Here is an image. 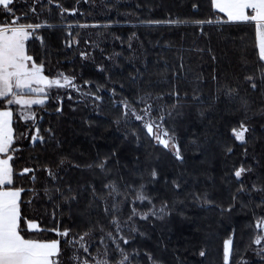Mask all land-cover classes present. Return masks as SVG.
<instances>
[{
	"label": "trees",
	"instance_id": "obj_1",
	"mask_svg": "<svg viewBox=\"0 0 264 264\" xmlns=\"http://www.w3.org/2000/svg\"><path fill=\"white\" fill-rule=\"evenodd\" d=\"M66 8H77L76 13H64L63 19L55 4L51 13L44 10L40 19H47L53 25L50 29L41 30L49 45V60L46 72L55 74L58 70L75 75L77 83L85 90L84 80L91 81L90 87L95 89L97 83L105 85L101 94L103 102H96L99 111L90 99L80 101L73 91V99L69 100L63 94L61 100L53 98L47 101L48 108L39 111L43 116V127L51 126L55 129L58 139L62 141L60 148L55 143L43 147L32 148L29 144L30 136L21 141L22 151L16 159L14 167L19 170L24 166H32L29 156L41 157L60 153L67 157L64 171L61 172L63 182L71 183L73 187L95 181L100 186L102 175L94 174L93 170L73 167V163L87 164L97 157L110 154L114 149L118 152L120 166L116 165V157L109 161L112 169L110 179H115L121 185L125 182L139 183V173L145 169L156 167L161 173V182L154 186L151 194L156 196V203L162 199L183 201L177 203L170 217L164 220L140 221L142 231L148 235L138 238L141 249L147 248L166 264H176L173 255L179 250L183 264H223V241L231 233L233 227L234 248L238 251L230 257V264L238 261L242 254L249 264H258V257L249 248L251 229L247 224L252 219L251 210L241 209L239 201L236 209L229 215L220 216L219 210L208 211L190 200L189 191H207L210 198L225 205L230 201L231 194L236 191L235 177L231 175L233 167L239 166L241 160L247 165H255V172L250 174L253 179L264 171V115L260 114V105L264 104V90L257 88L253 92L247 89L251 101V123L253 132L246 133L248 143L244 147H234V153L225 155L222 145L230 136L233 117L222 111L224 98L217 105V109L209 107L211 97L216 94L217 81L212 80L215 70L219 84H240L241 94H245L247 85L243 82L245 67L241 63V56H246L249 64L248 71H253L251 63L256 59L253 55L252 41L254 32L250 27L225 28L219 30L216 26L204 24L202 27L194 23L196 20H206L211 14L210 0H59ZM193 4L197 7L193 8ZM17 15L27 10L25 0L16 3ZM39 10V9H38ZM28 18L37 22L32 13ZM4 19L0 14V22ZM177 20L182 23L169 24L166 21ZM147 21H160L159 24H149ZM97 23L99 27L80 28V24ZM71 26V47L65 44ZM79 41L77 44L76 41ZM37 47L39 42H36ZM89 53L87 59L82 60L80 52ZM216 60L213 61L212 56ZM181 61L183 68L180 67ZM105 66L104 72L97 70V65ZM175 73V75H174ZM108 75L111 80H108ZM200 77L198 80L197 77ZM258 76V73H257ZM135 77V83L132 78ZM259 84V80H257ZM115 85L118 92L120 85H124V93L141 89L150 91L155 96L164 93L161 103L172 104L175 97L170 91L175 86L181 96V103L177 111L183 116L176 117L177 130L181 137L184 162L175 160L171 154L163 149L154 147L143 131L140 140L131 135V128L123 125L119 130L112 123L116 111L108 97V89ZM206 101L201 105L192 101L193 90ZM187 93V100L184 95ZM120 98L119 96L117 97ZM62 106V113H56L55 108ZM204 110V116L199 110ZM19 124H23L20 121ZM16 127V115L14 128ZM125 131L129 135L125 136ZM198 138L199 149L189 143L192 134ZM239 142H237L238 144ZM245 148L247 157H244ZM138 158V159H137ZM259 161V163H257ZM127 163V167H124ZM43 178L44 173L38 172ZM146 175V173H145ZM179 177L182 189L177 196L171 183H163V177ZM123 177V180L120 178ZM26 187L30 180L17 181ZM250 186L251 181L245 180ZM40 180L37 181L39 186ZM153 189L152 185H148ZM43 196V192H40ZM247 201V197H243ZM87 203L83 199L78 205L83 209ZM74 205L73 216H76ZM47 208V214H45ZM33 208H26L29 216H34L41 228H50L52 223L50 213L52 205L44 201H37ZM184 212L181 216L180 211ZM59 219V213L57 214ZM63 219L68 220L67 214ZM48 238H55L54 232H41ZM167 245L165 250L164 245ZM207 248V256H199L201 247Z\"/></svg>",
	"mask_w": 264,
	"mask_h": 264
},
{
	"label": "snow or ice",
	"instance_id": "obj_2",
	"mask_svg": "<svg viewBox=\"0 0 264 264\" xmlns=\"http://www.w3.org/2000/svg\"><path fill=\"white\" fill-rule=\"evenodd\" d=\"M17 2L18 0H0V14L4 16L0 22V264H166L162 258L147 248L141 249L138 244V238L148 235L141 230L140 221L164 220L173 211H177L175 205L178 202L183 203L162 199L157 206L156 196L151 194L154 186L161 182V173L156 167L140 172L139 183L132 181L121 185L117 180L109 178L112 173L110 159L116 157V165L120 166L119 154L115 149L87 164H72L73 167L86 168L93 170L94 174L102 175L99 187L94 180L77 187L63 182L61 172L65 170L67 157L60 153L43 158L30 155L32 166L26 165L19 170L14 167L22 151L20 142L29 136L32 148L53 142L57 149L62 146L55 129L51 126L44 128L43 116L38 115L39 111L48 108L47 101L55 98L62 102L61 90L72 100L74 91L80 101L87 102L90 99L99 111L96 102L104 101L101 92L105 88L104 84L97 83L95 89H92V82L84 80L83 84L89 86L85 90L77 83L75 75L59 70L55 74L46 72L50 62L49 45L41 30L50 29L53 25L47 19L41 20L40 16L45 9L51 13L54 10L51 7L53 4L59 9L62 19L64 13H76L77 8H66L59 0H25L27 10L18 16ZM196 7L193 4V8ZM210 8L212 11L208 19L196 20L194 23L201 27L204 24L216 26L219 30L250 27L254 32L252 47L256 59L251 62L253 71L247 70V57L241 56V63L245 67L243 82L247 85L245 94H241L239 83L220 85L215 70L212 75V80L217 81V89L216 94L211 97L209 107L219 110L217 105L223 97L225 103L222 111L238 117L232 122L230 136L222 145L225 155H231L234 147H244L249 142L246 133L254 130L249 123L252 119L249 115L252 108L247 89L255 92L259 87L264 90V0H210ZM29 12L37 22L28 18ZM166 23L177 24L182 21L169 20ZM89 26L100 25H79L80 28ZM71 37L69 26L68 38L65 39L68 47L72 46ZM80 56L84 60L89 53L82 51ZM212 59L216 60L215 55ZM96 67L99 72L105 71L103 64ZM180 67L183 68L182 61ZM107 79L111 80V76L108 75ZM132 81L135 83V77ZM108 91V99L116 111L112 123L118 130L121 125L125 129L131 128V135L137 141L143 131L154 147L171 154L176 161L184 162L181 137L176 124V117H182L183 112L177 111L181 96L175 86L169 93L175 97L172 104L161 103L164 93L154 96L150 91L136 89L125 94L123 84L120 85L119 92L114 84ZM184 100H187V93ZM192 101L201 105L206 103L196 89L193 90ZM62 110V106L55 108L56 113H62ZM260 110V114L264 115V104L260 105ZM199 115L204 116L203 109L199 110ZM20 121H23L22 125L19 124ZM127 135L129 133L125 131V136ZM189 143L199 149L195 133L190 137ZM247 155L245 148L244 157ZM124 167H127V163ZM261 167L264 168V165ZM38 172L45 176L38 177ZM254 172L255 165H247L245 160H241L239 166L233 167L231 175L235 177L237 188L226 205L210 198L207 191H189L187 196L208 211L218 209L220 216L230 215L236 209L238 201L241 209H250L252 219L247 227L251 229V236L244 251L251 248L258 257V264H264V171L253 179L250 174ZM25 179L30 180L29 186L26 187L22 182L17 183L18 180ZM120 179L123 180V177ZM245 180L251 181L250 186ZM169 182L178 196L182 189L180 178L164 176V185L167 186ZM148 185H152L153 189H149ZM40 192H43L42 197ZM245 196L247 201L243 199ZM83 199L87 203L80 209L78 205ZM44 200L52 205V227L42 229L37 219L29 216L25 209L35 210L37 201ZM74 205L77 206L76 216H73ZM65 214L71 223L63 219ZM179 214L183 216L184 212L181 210ZM41 232H54L55 238H48L41 235ZM234 233L233 227L232 233L223 241V264H230V257H234L238 251L233 244ZM164 248L167 249L166 244ZM198 254L202 258L206 257V246L201 247ZM173 255L176 264H183L178 249ZM234 264H249V261L241 254Z\"/></svg>",
	"mask_w": 264,
	"mask_h": 264
},
{
	"label": "rangeland",
	"instance_id": "obj_3",
	"mask_svg": "<svg viewBox=\"0 0 264 264\" xmlns=\"http://www.w3.org/2000/svg\"><path fill=\"white\" fill-rule=\"evenodd\" d=\"M16 114H14V117H15Z\"/></svg>",
	"mask_w": 264,
	"mask_h": 264
}]
</instances>
